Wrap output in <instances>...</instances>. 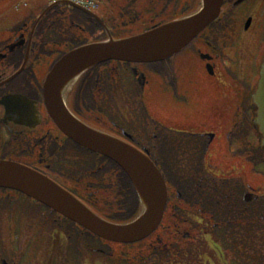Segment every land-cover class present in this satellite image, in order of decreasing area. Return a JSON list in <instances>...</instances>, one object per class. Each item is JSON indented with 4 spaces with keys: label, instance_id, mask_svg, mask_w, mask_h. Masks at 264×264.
<instances>
[{
    "label": "flooded vegetation",
    "instance_id": "af4514ba",
    "mask_svg": "<svg viewBox=\"0 0 264 264\" xmlns=\"http://www.w3.org/2000/svg\"><path fill=\"white\" fill-rule=\"evenodd\" d=\"M23 1L0 12V160L29 166L102 218L127 223L139 212L131 183L60 131L44 80L69 50L128 36L120 30L145 20L149 29L194 14L201 0H127L94 12ZM126 9L128 22L117 24ZM263 57L264 0H223L218 18L174 56L109 60L82 73L64 93L67 110L158 164L167 185L161 221L141 241L112 243L0 188V263L264 264V145L253 101ZM77 150L91 156L76 161L79 170Z\"/></svg>",
    "mask_w": 264,
    "mask_h": 264
},
{
    "label": "water",
    "instance_id": "95a60500",
    "mask_svg": "<svg viewBox=\"0 0 264 264\" xmlns=\"http://www.w3.org/2000/svg\"><path fill=\"white\" fill-rule=\"evenodd\" d=\"M201 1V9L192 15L138 35L109 38L69 51L53 65L44 80L47 112L60 131L76 144L112 160L130 179L140 204V212L133 221L125 224L105 221L46 176L15 162L0 160V187L20 191L105 240L133 243L147 237L161 220L167 199L159 170L136 148L74 118L65 107L63 96L80 74L101 62L149 63L180 52L220 13L223 0ZM254 102L256 123L264 144V58Z\"/></svg>",
    "mask_w": 264,
    "mask_h": 264
},
{
    "label": "rangeland",
    "instance_id": "374dc122",
    "mask_svg": "<svg viewBox=\"0 0 264 264\" xmlns=\"http://www.w3.org/2000/svg\"><path fill=\"white\" fill-rule=\"evenodd\" d=\"M21 1V2H20ZM38 1H40V3H42V2H45L46 0H38ZM26 2V1H25ZM23 0H10L9 2H8V4H2V2L0 3V7L2 6V8H1V10H0V12L2 11V10H8L7 12H14L15 10H16V7H15V4H17V5H21V6H23L24 5V3H25ZM19 3V4H18ZM99 3L101 4V6L102 7H107L108 5H115V8H117L118 6L117 5H121V6H125V7H127L128 6V4L129 3H127V0H99ZM104 5V6H103ZM137 8H136V10H138V12H143L142 10H140L141 9V6L140 5H137L136 6ZM162 7H164V5H162ZM124 9V8H123ZM117 10V9H116ZM127 11H128V9H126V10H124V12H123V14L122 15H120L119 17H116L115 18V21H116V23L117 24H120V23H122L121 21H124V22H128V20L129 19H127V17H128V15H126V13H127ZM119 14H120V12H119ZM143 15H145L146 16V18H148V16L146 15V13H144ZM123 16V17H122ZM152 17V16H151ZM163 16H161V18H162ZM13 19L14 18H12V21H9V22H13ZM165 19H167V18H165ZM146 27H148L147 26V23H146V20H145V23H139V24H137L136 26H132V27H128L126 30H124V31H121L120 30V35L119 36H125V35H131V34H135L137 31H139V30H141V29H144V28H146ZM76 150V149H75ZM90 155H88V154H86V153H84V152H82L81 150L79 151V150H77V151H75V157H74V164L73 165H75V169L76 170H79V168L77 167V165H76V161H80V162H83V160H85V162H87V163H90ZM79 163V162H78ZM92 164V163H91ZM183 165H185V167H186V169H188V170H190V165H193L191 162H184L183 163ZM111 168V167H110ZM110 168H108V170L109 171H111V170H113V169H111L110 170ZM107 170V169H106ZM254 183V182H253ZM257 261H259V259H257Z\"/></svg>",
    "mask_w": 264,
    "mask_h": 264
},
{
    "label": "built area",
    "instance_id": "2783aa9c",
    "mask_svg": "<svg viewBox=\"0 0 264 264\" xmlns=\"http://www.w3.org/2000/svg\"><path fill=\"white\" fill-rule=\"evenodd\" d=\"M76 2L77 4H80L86 8H91L93 6V0H71Z\"/></svg>",
    "mask_w": 264,
    "mask_h": 264
},
{
    "label": "trees",
    "instance_id": "16d2710c",
    "mask_svg": "<svg viewBox=\"0 0 264 264\" xmlns=\"http://www.w3.org/2000/svg\"><path fill=\"white\" fill-rule=\"evenodd\" d=\"M162 168L164 169V164H161Z\"/></svg>",
    "mask_w": 264,
    "mask_h": 264
}]
</instances>
